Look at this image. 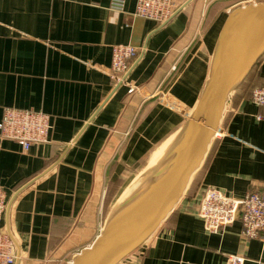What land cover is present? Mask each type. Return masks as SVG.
<instances>
[{
	"label": "crops",
	"instance_id": "1",
	"mask_svg": "<svg viewBox=\"0 0 264 264\" xmlns=\"http://www.w3.org/2000/svg\"><path fill=\"white\" fill-rule=\"evenodd\" d=\"M136 2L0 0V119L16 106L52 120L50 140L28 150L0 135L2 224L17 242L15 264H68L92 245L107 219L108 181L150 164L198 101L229 13L264 0H191L164 24L137 15ZM116 43L141 49L129 75L136 91L114 85ZM262 83L264 56L230 95L224 133L178 204L118 264H225L228 253L264 264V239L243 236L240 219L210 233L199 214L207 187L237 197L264 189V105L251 100Z\"/></svg>",
	"mask_w": 264,
	"mask_h": 264
},
{
	"label": "water",
	"instance_id": "2",
	"mask_svg": "<svg viewBox=\"0 0 264 264\" xmlns=\"http://www.w3.org/2000/svg\"><path fill=\"white\" fill-rule=\"evenodd\" d=\"M264 56V2L233 9L221 30L209 77L157 163L111 209L92 245L68 264H118L139 249L178 204L221 125L226 103Z\"/></svg>",
	"mask_w": 264,
	"mask_h": 264
},
{
	"label": "built area",
	"instance_id": "3",
	"mask_svg": "<svg viewBox=\"0 0 264 264\" xmlns=\"http://www.w3.org/2000/svg\"><path fill=\"white\" fill-rule=\"evenodd\" d=\"M191 0H137L135 13L164 24ZM126 0H111L113 8H123ZM141 49L130 43H116L112 47L110 75L114 85H127L131 91L138 86L129 75L140 57ZM251 100L264 105V83L252 87ZM171 106H175L172 100ZM179 107V106H178ZM180 108V107H179ZM182 107L180 110H183ZM51 115L42 110L6 106L0 119V135L18 141L24 150L33 144L50 140ZM224 133L221 128L215 136ZM9 206L6 188L0 183V264H15L20 252L13 235L2 224ZM199 214L204 228L210 233H219L235 220L241 221V232L247 238L264 239V189H255L237 197L218 187H207L203 193ZM247 257L242 253H228L225 264H245Z\"/></svg>",
	"mask_w": 264,
	"mask_h": 264
},
{
	"label": "rangeland",
	"instance_id": "4",
	"mask_svg": "<svg viewBox=\"0 0 264 264\" xmlns=\"http://www.w3.org/2000/svg\"><path fill=\"white\" fill-rule=\"evenodd\" d=\"M175 134L173 136H175ZM145 167H143L141 169V171L137 172V174L133 178L132 177H122V178L114 177L113 179L108 181V186H107V190L105 193V202L104 203H105L106 207H105L104 213L106 212V214L109 215V213H110L111 209L114 207V205L117 204L120 200H122V197L124 196L127 189L130 188L132 182L139 179L141 174H143V171H145L148 166L146 168ZM136 177H137V179L134 180ZM116 190H120V193L118 196L113 198V196H115L113 194H115L114 192Z\"/></svg>",
	"mask_w": 264,
	"mask_h": 264
},
{
	"label": "bare ground",
	"instance_id": "5",
	"mask_svg": "<svg viewBox=\"0 0 264 264\" xmlns=\"http://www.w3.org/2000/svg\"><path fill=\"white\" fill-rule=\"evenodd\" d=\"M173 137H174V136H173ZM173 137L170 138V139H169L164 145H162V146L159 148V150H158L157 153L155 154L154 158H152V160H151L150 164L148 165L147 169H146L145 171H143V174H141V176L139 175L140 178L137 179V177H138V176H137V177L134 179V180H136V179H137V180L132 182L130 188L127 189V191L125 192L124 196L122 197L123 199H125V198L131 193V191L137 186V184L140 183V182L145 178L146 174L148 173L147 170H150V169L154 166V164L157 163L156 161H157L158 157L160 156V154H162V152H163L164 149L168 146L169 142L171 141V139H173ZM123 199H122V200H123ZM119 200H120V199H119Z\"/></svg>",
	"mask_w": 264,
	"mask_h": 264
}]
</instances>
